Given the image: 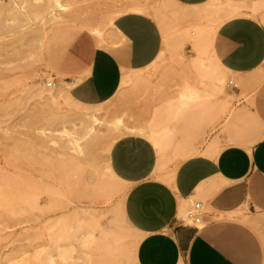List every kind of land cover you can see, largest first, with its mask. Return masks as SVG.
<instances>
[{
    "label": "rangeland",
    "instance_id": "1",
    "mask_svg": "<svg viewBox=\"0 0 264 264\" xmlns=\"http://www.w3.org/2000/svg\"><path fill=\"white\" fill-rule=\"evenodd\" d=\"M11 1L0 0V8ZM59 1L56 21L47 13L53 0H17L29 9L30 24L0 16V264H135L138 238L122 218L127 189L110 168L111 146L125 135L146 138L157 152V170H170L199 153L193 143L205 144L244 95L226 88L239 79L211 57L212 14L193 17L171 0ZM124 11L147 15L159 29L162 49L148 68L124 74L116 95L96 106L73 102L62 84L46 86L52 79L40 53L47 32L71 26L105 45ZM212 78L216 93L203 86ZM193 88L199 100L187 96ZM92 116L95 137L86 138ZM218 150L211 142L204 153ZM250 224L258 227L256 220Z\"/></svg>",
    "mask_w": 264,
    "mask_h": 264
},
{
    "label": "crops",
    "instance_id": "2",
    "mask_svg": "<svg viewBox=\"0 0 264 264\" xmlns=\"http://www.w3.org/2000/svg\"><path fill=\"white\" fill-rule=\"evenodd\" d=\"M173 1L182 8L205 5L214 19L229 14L220 17L211 54L239 79L235 97L244 96L205 144L193 143L199 153L170 170H157V152L146 138L125 135L111 146L110 168L127 189L122 218L138 238L135 264H264V0ZM161 49L155 22L124 11L113 19L105 45L87 31L58 26L46 33L40 55L45 73L73 102L96 106L116 95L124 74L148 68ZM211 142L219 150L205 154ZM198 202L209 214L196 229L179 214Z\"/></svg>",
    "mask_w": 264,
    "mask_h": 264
},
{
    "label": "bare ground",
    "instance_id": "3",
    "mask_svg": "<svg viewBox=\"0 0 264 264\" xmlns=\"http://www.w3.org/2000/svg\"><path fill=\"white\" fill-rule=\"evenodd\" d=\"M173 3H175L173 0H171ZM12 3L10 4V5H6V6H4L3 8H0V16H2V17H4V22H11V21H14V22H17V20L18 19H20L21 20V22L23 21V20H25L27 23H29L30 24V19H29V16H28V10L29 9H27V11L26 10H24L23 9V7H21V4H18L17 3V0H12L11 1ZM53 2L55 3V6L51 9V11L50 12H47L48 13V16H49V14H50V17L49 18H51L52 20H54V21H56V20H58L57 19V16L58 15H56L55 13V11H57V9L58 8H62V5L60 4V1L59 0H53ZM212 2H215V1H212ZM218 2V1H217ZM214 4V3H213ZM227 5H229V4H227ZM29 6V5H28ZM208 6V5H207ZM187 9H189V10H192L193 11V13H192V15H195V16H193V17H196V16H207V10H206V6L205 5H203V6H199V7H193V8H187ZM208 9V8H207ZM228 9H230V6H229V8ZM45 10H47V9H45ZM227 10V9H226ZM231 11V10H230ZM187 13V12H186ZM209 13V12H208ZM212 13H214V12H212ZM230 13V12H229ZM183 14V13H182ZM188 14V13H187ZM218 14V13H217ZM225 14V12L224 13H222L221 15L219 14L217 17H221L222 15H223V17L226 19V17L228 16L229 17V14L226 16V15H224ZM232 14V13H231ZM230 14V15H231ZM214 15H215V13H214ZM213 14H212V16H213V18L215 17ZM209 16V15H208ZM226 16V17H225ZM184 17V16H183ZM182 17V18H183ZM191 17V16H190ZM220 17H219V19L218 18H216L217 20H212V22H211V24L210 25H208L206 28V35H207V40H208V45H209V48H212V39H213V37H214V33H215V31H216V29H217V27L219 26V24L222 22V19H220ZM186 18V17H185ZM188 18H189V16H188ZM197 18V17H196ZM212 18V19H213ZM223 18V20H225ZM187 19V18H186ZM10 25V24H9ZM44 39H45V36H44V38H43V40H42V42L44 41ZM212 51V50H211ZM212 55V54H211ZM212 57V59H213V62H214V64H216V66L218 67V68H220L221 70H222V68L217 64V62H216V60H214V58H213V56H211ZM225 71V70H224ZM211 77V76H210ZM208 79V78H207ZM209 80V79H208ZM210 81H211V83L209 82L208 84H206L205 85V83L207 82H205L204 83V87L206 88L207 87V89H205L206 91L207 90H209V88L208 87H210L211 89L210 90H212L214 93H216V92H218V79L217 78H212V79H210ZM221 85V84H220ZM210 90H209V93H210ZM193 95V100H199L200 99V96H199V94L196 92V90H194V88H193V90H191V91H189V93H188V95L187 96H192ZM209 96V95H208ZM84 114V113H83ZM83 117V116H82ZM89 117V116H88ZM85 118V117H84ZM78 121L79 122H81V124H85L86 122H85V120L83 119V118H78ZM87 121V120H86ZM92 122H88L89 124H87V126L84 128V133H83V135L84 136H86V138L88 137V136H94L95 135V129H94V127H95V125H97L98 123H96L97 122V119L94 117V116H92V120H91ZM102 123V122H101ZM83 126V125H82ZM81 129V128H80ZM97 133V132H96ZM99 134V133H98ZM95 137V136H94ZM73 149V148H72ZM182 212H183V210H181L180 211V214H179V217L180 216H182ZM247 218V217H246Z\"/></svg>",
    "mask_w": 264,
    "mask_h": 264
},
{
    "label": "built area",
    "instance_id": "4",
    "mask_svg": "<svg viewBox=\"0 0 264 264\" xmlns=\"http://www.w3.org/2000/svg\"><path fill=\"white\" fill-rule=\"evenodd\" d=\"M56 84L53 82H48L46 86L48 88L54 87ZM226 88L234 91L238 90V84L234 80H229L226 83ZM202 205L200 202L194 203L190 210H188L185 214V217L181 219V222L190 227H194L196 229L202 228L204 226V216L201 213Z\"/></svg>",
    "mask_w": 264,
    "mask_h": 264
}]
</instances>
